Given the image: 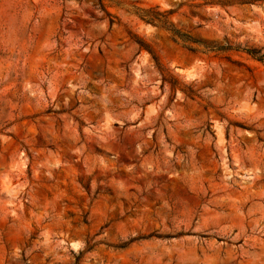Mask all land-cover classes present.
I'll return each instance as SVG.
<instances>
[{
  "label": "rangeland",
  "instance_id": "1",
  "mask_svg": "<svg viewBox=\"0 0 264 264\" xmlns=\"http://www.w3.org/2000/svg\"><path fill=\"white\" fill-rule=\"evenodd\" d=\"M246 48L264 0H0V264H264Z\"/></svg>",
  "mask_w": 264,
  "mask_h": 264
},
{
  "label": "trees",
  "instance_id": "2",
  "mask_svg": "<svg viewBox=\"0 0 264 264\" xmlns=\"http://www.w3.org/2000/svg\"><path fill=\"white\" fill-rule=\"evenodd\" d=\"M245 50H246V52L248 54H250L251 56L255 57L256 59L264 61V53H262V51L260 49H257V48H246Z\"/></svg>",
  "mask_w": 264,
  "mask_h": 264
}]
</instances>
